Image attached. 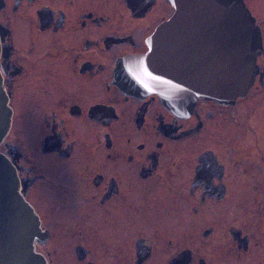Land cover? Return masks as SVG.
<instances>
[{
  "label": "flooded vegetation",
  "instance_id": "1",
  "mask_svg": "<svg viewBox=\"0 0 264 264\" xmlns=\"http://www.w3.org/2000/svg\"><path fill=\"white\" fill-rule=\"evenodd\" d=\"M172 13L166 0H0V153L47 264H264L263 116L240 119L242 98L173 112L117 77ZM262 58L247 94L264 90Z\"/></svg>",
  "mask_w": 264,
  "mask_h": 264
},
{
  "label": "water",
  "instance_id": "2",
  "mask_svg": "<svg viewBox=\"0 0 264 264\" xmlns=\"http://www.w3.org/2000/svg\"><path fill=\"white\" fill-rule=\"evenodd\" d=\"M166 2L173 13L150 37L149 51L127 59L117 77L129 89L142 85L156 91L173 112H190L198 99L233 104L244 97L264 52L260 28L244 1ZM10 119L0 90V141ZM40 233L14 168L0 153V264H47L36 251Z\"/></svg>",
  "mask_w": 264,
  "mask_h": 264
},
{
  "label": "rangeland",
  "instance_id": "3",
  "mask_svg": "<svg viewBox=\"0 0 264 264\" xmlns=\"http://www.w3.org/2000/svg\"><path fill=\"white\" fill-rule=\"evenodd\" d=\"M246 5L250 8L251 13L264 24V0H245ZM264 29V26H262ZM264 62V58L261 59ZM239 103L235 104L231 110L237 112L240 119L247 118L248 115H253L254 118L263 116L264 118V90L261 92H250L244 97H241ZM254 118L250 124L253 123Z\"/></svg>",
  "mask_w": 264,
  "mask_h": 264
}]
</instances>
